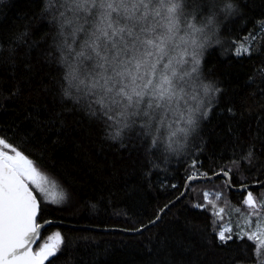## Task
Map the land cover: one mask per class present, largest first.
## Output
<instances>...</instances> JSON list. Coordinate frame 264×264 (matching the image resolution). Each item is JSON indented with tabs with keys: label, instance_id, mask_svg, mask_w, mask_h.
Returning a JSON list of instances; mask_svg holds the SVG:
<instances>
[{
	"label": "trees",
	"instance_id": "obj_1",
	"mask_svg": "<svg viewBox=\"0 0 264 264\" xmlns=\"http://www.w3.org/2000/svg\"><path fill=\"white\" fill-rule=\"evenodd\" d=\"M238 2L241 15L228 16L222 11L224 0H190L191 6L204 13L214 12L219 20L217 38L221 44L206 49L200 75L224 91L215 96L208 118L201 121L184 147L169 151L164 139L146 153L137 135L138 125L125 130L122 146L118 140L106 139L85 111L73 108L71 100H61L56 83L59 66L45 58L43 37L55 29L49 24L50 15L41 14L42 0H3L0 42L5 51L0 54V84L15 85L19 92L12 98H7V91L0 94V129L11 127L19 139L9 142L25 151L66 194L58 204L40 199L38 222L51 219L99 228L138 229L182 193L190 175L232 167L230 162L240 154L237 137L245 150L253 146L256 159L251 166L240 161L241 167L231 174L233 184L264 179V73L260 72L264 69V49L259 36L255 43L249 38L254 22L264 17V0ZM92 12L91 16L79 13L82 23L85 18L89 21L86 28L99 18V12ZM20 31L29 33L27 44L7 43ZM71 31L66 29L70 44ZM76 39L73 46L79 51L84 33H77ZM241 45H251L253 55L236 56L235 47ZM13 48L14 57L9 59ZM163 130L166 137L169 129ZM216 184L228 191L231 204L242 203L246 192L232 191L224 178L198 181L155 226L139 233L57 225L44 229L38 243L56 232L64 237L63 254L58 253L53 264H160L164 255L172 264H255L247 244L234 237L225 246L215 239L214 229L218 230L219 224L213 222L210 209L191 207L204 204L202 189ZM261 190L264 187L251 189L254 196ZM192 225L198 230L193 231Z\"/></svg>",
	"mask_w": 264,
	"mask_h": 264
},
{
	"label": "snow or ice",
	"instance_id": "obj_2",
	"mask_svg": "<svg viewBox=\"0 0 264 264\" xmlns=\"http://www.w3.org/2000/svg\"><path fill=\"white\" fill-rule=\"evenodd\" d=\"M2 3L3 0H0ZM42 4L41 14L46 17L50 15L49 24L55 29L51 34L46 33L43 41L46 60L59 66L56 69L59 73L56 83L61 100H71L73 108L85 111L106 139L118 140L122 146L125 130L138 125L140 131L137 135L146 153H150L164 139L169 151L184 147L188 137L200 128L201 121L208 118L212 105L211 101L207 105L201 101L196 108L181 110L179 101L183 87L174 82V78L186 82L184 77L192 73L199 76L200 57L205 43L214 41L221 44L217 38L215 13L202 21L199 28L194 22L186 25L192 32L203 35V42L192 40L195 49L201 51L194 49L188 53L185 48L177 51L176 55H170V49L179 47L174 37L179 31L180 15L187 7L185 0H42ZM95 9L100 10L99 18L91 22L90 28H86L89 21L85 18L82 23L79 13L83 11L91 16ZM161 10L165 11L162 13ZM222 11L228 16L241 15L238 0H224ZM150 17H158L159 20L149 26ZM67 28L72 29L71 44L68 42ZM77 33L85 35L79 51L73 46L77 43ZM258 36L264 49V17L254 22V30L249 34L253 43ZM28 38L27 31H20L13 34L7 43L22 46L28 43ZM180 39L183 41L184 37ZM4 51V44L0 42V54ZM254 51L251 45L235 47L236 56L247 54L251 57ZM14 53L15 48L10 51L9 59L14 57ZM185 55H191V72L181 70L178 74V67L187 63ZM260 72L264 73V69H260ZM202 87L205 96L215 97L224 91L215 82L203 84ZM4 91L9 94L7 98H12L18 94L19 88L0 84V94ZM227 111L232 112V109ZM170 113L178 118L170 120ZM181 122L182 127L173 129L174 124ZM165 127L169 129L166 137L163 132ZM0 133V264H53L58 253L63 254L65 240L61 233L56 232L43 243H38L42 227L37 222L41 213L38 196L58 204L66 199V194L63 191L50 194L46 187L48 178L39 171L35 161L18 145L9 142L19 139L11 127L0 129ZM8 133L13 134L9 136ZM237 146L240 154L230 162L232 167L226 171L222 168L213 174L226 177L228 187L233 186L230 173L234 174V169L241 167L240 161L251 166L256 159L252 145L245 150L243 142L237 137ZM203 175L206 177L207 173ZM188 179L196 177L189 176ZM52 183L55 186V182ZM260 186L264 187V184ZM241 188L246 192L242 201L247 208L246 222L238 225V231L231 226L214 229L215 239L226 246L235 237L251 248L258 264H264V223H260L261 217H264V199L254 196L246 184H241ZM209 195L208 192L203 193L207 203H194L191 207L207 210L211 205L215 209ZM215 195L221 197L223 194L218 192ZM167 208L168 205H165L160 212L165 213ZM224 211V208H219L218 212L213 210L212 215L222 221ZM161 219L162 216L157 215L149 223L155 226ZM146 227L142 225L145 230ZM191 228L198 230L196 225ZM165 247L161 248L162 253ZM160 264L172 262L164 255Z\"/></svg>",
	"mask_w": 264,
	"mask_h": 264
},
{
	"label": "rangeland",
	"instance_id": "obj_3",
	"mask_svg": "<svg viewBox=\"0 0 264 264\" xmlns=\"http://www.w3.org/2000/svg\"><path fill=\"white\" fill-rule=\"evenodd\" d=\"M185 3L187 7L184 8L183 13L180 15V24H179V31L177 33V36L174 37V40L177 42L179 45L178 49L172 50L170 49V55H176V52L179 50L187 49L188 53H192L193 50L195 49V45L192 44V40L195 39L197 43L203 42L204 37L201 33L197 32H192L191 29L187 28V23L194 22L196 24V27H201V22L204 21L207 17L212 16L213 13H204V11H201L200 8L198 7H193L190 4V0H185ZM97 12H99V9H95ZM162 13L165 10H161ZM190 14V15H189ZM113 16H115V13H113ZM187 17V19H185ZM193 17H196L195 20H193ZM159 18H149L148 20V25L151 26L152 24L156 23ZM160 23H163V21H160ZM215 27L217 30V33L219 32L220 25H219V20L215 15ZM181 37H184L183 41H181ZM215 44L214 41L205 43L204 48L202 49V55L200 57L201 62L204 57L206 49ZM197 51H201L200 49H195ZM179 58V57H177ZM184 59L187 61L186 64L180 65L178 67V74L179 72L185 71V72H191L192 68V62H191V55H185ZM166 62V61H165ZM201 68V66H200ZM201 71V69H200ZM184 81L186 82H181L178 81L174 78V82H177L178 85L183 87V93H182V99L179 101V105L181 110L187 111L189 108H196L201 101H203L204 105H207L209 101H211V104L213 103V100L215 97L208 95L205 96L203 93V84H207L204 79L197 74L192 73L190 76L184 77ZM178 117L171 114L169 116L170 120L177 119ZM183 126V123L179 124H174L173 127L174 129H179L180 127ZM164 131V130H163ZM179 134V133H178ZM182 135V134H180ZM40 171V170H39ZM41 172V171H40ZM44 176L48 178V183L46 184V187L49 189L50 194L52 193H59L63 191L57 183H55V186H53L52 182H55L51 177L47 176L45 173L41 172ZM202 192H208L209 195V200L213 202L215 205V209L210 205L208 209H210L212 212L213 210L219 211V208H224L225 211L223 212V220L220 221L219 217H215L216 221H219V227L223 226L225 228L231 226L234 231H238V225H241L246 222V217H247V208L241 203L240 205H235L231 204L229 200V194L226 189H223V187L220 184L216 185H207L204 189H202ZM222 193L223 195L221 197H217L215 194L216 193ZM258 199H264V190L259 191L258 195H256ZM39 199H44L43 196L38 197ZM207 203V201L204 200V204ZM260 223H264V217H261ZM47 240V238H46ZM45 241V240H44ZM43 241V242H44ZM42 242V243H43ZM255 264H258L256 262Z\"/></svg>",
	"mask_w": 264,
	"mask_h": 264
},
{
	"label": "water",
	"instance_id": "obj_4",
	"mask_svg": "<svg viewBox=\"0 0 264 264\" xmlns=\"http://www.w3.org/2000/svg\"><path fill=\"white\" fill-rule=\"evenodd\" d=\"M218 172H220V171H218ZM218 172H215V173H218ZM213 174L214 173L207 174L206 177L203 174L202 175L201 174L200 175H198V174H192V175H190V176L196 177V179H193V180H189L188 178L186 179L185 184H184V188H183V191H182V193H184V195L182 196L180 194L174 200L171 201L172 202L171 204L168 203L167 204L168 205V208L170 206H172L173 204H175L176 202L182 200L188 194L189 189H190V185L192 183H194V182L205 181V180H214V179H218V178H224L227 181V178L224 177L223 175L216 176V175H213ZM230 175H231V173H230ZM231 184L233 186L232 187H229V188L232 191H234V192H245V190L243 188H241V184L240 185H234L232 179H231ZM245 184L248 185V191H251V189H260V188H262L260 185L261 184H264V179L261 180V181H258V182L245 183ZM178 197H179V199H177ZM167 209H165V211ZM158 215H161L162 216L163 213L160 212ZM45 221H48L49 223H45ZM37 222H38V220H37ZM38 224L42 225V227L40 229V237H41L42 232L44 231V229H46L47 227H50V226H57V225H59V226H67V227H74V228L94 229V230H100V231H117V232H122V233H126V234H136V233H139V232H141V231L144 230V228H142V227L138 228V229H141V231H139V232L135 231L136 229H125V228H118V227L99 228V227L84 226V225H74V224H70V223H67V222H64V221L51 220V219H47V220H44L42 222H38ZM151 225L152 224L147 223L144 226L149 227ZM39 240H40V238H39ZM39 240H38V242H39ZM33 247H35V245Z\"/></svg>",
	"mask_w": 264,
	"mask_h": 264
}]
</instances>
